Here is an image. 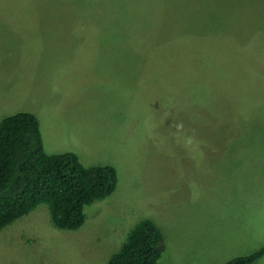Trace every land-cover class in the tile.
Returning <instances> with one entry per match:
<instances>
[{"label": "rangeland", "instance_id": "1", "mask_svg": "<svg viewBox=\"0 0 264 264\" xmlns=\"http://www.w3.org/2000/svg\"><path fill=\"white\" fill-rule=\"evenodd\" d=\"M261 67L264 0H0V123L118 175L77 230L46 204L1 230L0 264H107L144 219L158 264L263 248Z\"/></svg>", "mask_w": 264, "mask_h": 264}, {"label": "trees", "instance_id": "2", "mask_svg": "<svg viewBox=\"0 0 264 264\" xmlns=\"http://www.w3.org/2000/svg\"><path fill=\"white\" fill-rule=\"evenodd\" d=\"M117 184L112 166L85 168L72 153L49 155L33 114L18 113L1 121L0 231L41 204L49 207L56 227L77 230L86 221L85 208L110 196ZM164 250L161 230L144 219L107 264H158ZM263 257L264 247L226 264H253Z\"/></svg>", "mask_w": 264, "mask_h": 264}, {"label": "crops", "instance_id": "3", "mask_svg": "<svg viewBox=\"0 0 264 264\" xmlns=\"http://www.w3.org/2000/svg\"><path fill=\"white\" fill-rule=\"evenodd\" d=\"M69 15H71V14H69ZM54 129H55V133H56V132H58V131L60 130V127H59V126H55ZM44 142H45L46 152H47L49 155L65 154V153H63L62 151H60V150L57 148L55 142H53V146H52V147H50L49 144H46L45 139H44ZM48 148H50L52 151H49ZM67 153H71V152H67ZM154 223H155V222H154Z\"/></svg>", "mask_w": 264, "mask_h": 264}]
</instances>
